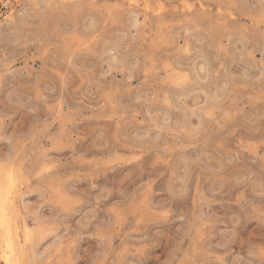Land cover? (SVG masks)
Segmentation results:
<instances>
[{
  "label": "rangeland",
  "instance_id": "rangeland-1",
  "mask_svg": "<svg viewBox=\"0 0 264 264\" xmlns=\"http://www.w3.org/2000/svg\"><path fill=\"white\" fill-rule=\"evenodd\" d=\"M4 188L0 264H264V0H0Z\"/></svg>",
  "mask_w": 264,
  "mask_h": 264
},
{
  "label": "bare ground",
  "instance_id": "bare-ground-1",
  "mask_svg": "<svg viewBox=\"0 0 264 264\" xmlns=\"http://www.w3.org/2000/svg\"><path fill=\"white\" fill-rule=\"evenodd\" d=\"M3 187H5L4 185L2 186V188ZM4 193H5V188L3 189V195H4ZM4 197L7 199V196L6 195H4V196H2V197H0V199L2 198V201H3V199H4ZM3 203V202H2ZM3 213V212H2ZM10 215V214H9ZM5 218V219H7L4 215H2V214H0V220H1V218ZM1 222V221H0ZM9 225L10 224H8V227H9ZM25 229H27V227L25 226ZM11 238V237H10ZM13 240V239H12ZM12 240H10L9 242L11 243V241ZM16 240V239H15ZM28 241V240H27ZM14 243V242H13ZM14 245V244H13ZM3 254L5 255V262L6 263H9L10 262V260H11V258H10V256H9V253H8V250L6 249V248H4L3 250ZM36 253V252H35Z\"/></svg>",
  "mask_w": 264,
  "mask_h": 264
}]
</instances>
